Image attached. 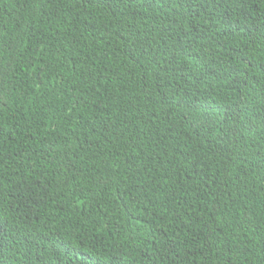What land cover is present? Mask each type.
<instances>
[{"label":"trees","instance_id":"16d2710c","mask_svg":"<svg viewBox=\"0 0 264 264\" xmlns=\"http://www.w3.org/2000/svg\"><path fill=\"white\" fill-rule=\"evenodd\" d=\"M0 264H264V0H0Z\"/></svg>","mask_w":264,"mask_h":264}]
</instances>
